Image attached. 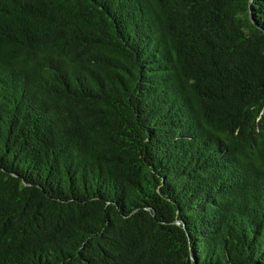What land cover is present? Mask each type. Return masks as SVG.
Wrapping results in <instances>:
<instances>
[{
    "label": "trees",
    "instance_id": "16d2710c",
    "mask_svg": "<svg viewBox=\"0 0 264 264\" xmlns=\"http://www.w3.org/2000/svg\"><path fill=\"white\" fill-rule=\"evenodd\" d=\"M0 264H264V0H0Z\"/></svg>",
    "mask_w": 264,
    "mask_h": 264
},
{
    "label": "water",
    "instance_id": "95a60500",
    "mask_svg": "<svg viewBox=\"0 0 264 264\" xmlns=\"http://www.w3.org/2000/svg\"><path fill=\"white\" fill-rule=\"evenodd\" d=\"M177 223H179V222H177ZM180 224V223H179Z\"/></svg>",
    "mask_w": 264,
    "mask_h": 264
}]
</instances>
